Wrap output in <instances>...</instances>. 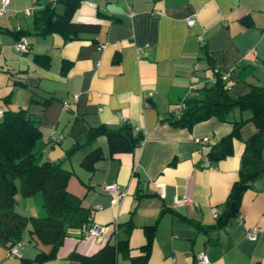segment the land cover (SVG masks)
Segmentation results:
<instances>
[{
	"label": "crops",
	"instance_id": "0c3cea01",
	"mask_svg": "<svg viewBox=\"0 0 264 264\" xmlns=\"http://www.w3.org/2000/svg\"><path fill=\"white\" fill-rule=\"evenodd\" d=\"M44 2L9 0L0 13V109L25 107L40 119L36 146L72 170L67 188L105 227L87 237L71 227L55 255L40 264H76L118 237L139 252L143 225L154 221L146 264H193L200 249L209 264H264V172L241 191L237 214L210 226L212 209L222 207L237 177L242 141L233 138L232 152L217 159L205 149L229 131L230 120L210 115L186 127L167 118L216 69L227 71L232 96L264 81V0H82L73 17L98 25L67 40L60 32H33V10ZM21 38L28 42L24 50L13 45ZM35 52H47L49 64L37 62ZM241 64L249 68L239 73ZM244 110L233 107L228 118L243 117ZM123 119L143 132L133 150L110 154L103 132L88 135L92 125L117 128ZM201 135L204 141L197 140ZM95 146L103 155L91 169L81 160ZM113 181L124 190L115 202L103 188ZM37 192L30 196L42 213ZM174 194L185 200L173 203ZM254 224L260 228L249 237ZM23 234L21 256L0 242V264H26L22 255H33L38 243L26 229ZM115 264L132 262L118 250Z\"/></svg>",
	"mask_w": 264,
	"mask_h": 264
},
{
	"label": "trees",
	"instance_id": "16d2710c",
	"mask_svg": "<svg viewBox=\"0 0 264 264\" xmlns=\"http://www.w3.org/2000/svg\"><path fill=\"white\" fill-rule=\"evenodd\" d=\"M81 1H45L33 10V32H60L63 39L67 40L80 38L79 32L83 30L95 29L97 22L73 17V12ZM56 2L62 3L60 11L56 10ZM245 21L248 22L249 19ZM21 31L30 33L31 30ZM33 56L37 62L49 64L47 52H35ZM248 68L245 64L239 65V73ZM221 73V70H214L212 77L196 87L194 94L182 97L174 114L167 117L170 123L186 127L210 115L230 120L229 131L207 144L205 154L211 159L231 153L233 138L242 141L237 177L232 180L222 200V207L218 209L210 226L219 225L227 216L237 214L241 191L258 174L264 172V160L261 156L264 143V81L260 84L250 83L245 91L232 96L228 93V79L221 78ZM233 107L248 108L249 114L228 118V112ZM129 121L123 119L117 128L92 125L88 135L103 132L107 137L110 154L120 150H133L140 144L143 132L140 128L134 129L133 123ZM40 132V119L30 115L25 107L5 109L0 114V242L7 248L15 243L19 244L22 232L26 229L28 238L34 244L38 243L32 256L22 255L21 261L26 264L32 261L40 264L53 257L68 229L74 226H80L81 229L82 224L87 225L92 221L90 208L81 203L79 195L67 188L72 170L63 165L62 159H50L36 147ZM69 150L71 149H67L66 153ZM102 155L100 147L95 146L85 152L81 162L92 169L94 160ZM36 191L40 192L44 211L39 214L19 211L16 207L17 192L28 195ZM143 230L145 237L139 252H130L127 237H118L114 242H105L89 254H83L76 264H115L118 250L127 254L132 264H146L155 221L143 225ZM39 242L48 247L40 246Z\"/></svg>",
	"mask_w": 264,
	"mask_h": 264
},
{
	"label": "built area",
	"instance_id": "2783aa9c",
	"mask_svg": "<svg viewBox=\"0 0 264 264\" xmlns=\"http://www.w3.org/2000/svg\"><path fill=\"white\" fill-rule=\"evenodd\" d=\"M8 3H9V0H0V13L5 11L7 8H8ZM25 11H28L25 10ZM132 13V11L130 12ZM186 21L187 22H190L192 21V17L191 15H189L188 17H186ZM27 40L26 38H21V39H18L16 41H14L13 45L15 48L19 49V50H24L26 49L27 47ZM227 76V71H222V73L220 74V77L221 78H226ZM0 113H1V109H0ZM134 129H139V127L137 125H133ZM198 140H203L205 139V135H202L200 137H197ZM103 187L108 190L111 194V199L112 201H117L118 200V197L124 193V190L121 189L119 187V185L116 183V182H108V183H105L103 185ZM159 187H160V193L163 194L164 192V184L161 182L159 183ZM185 200V196L183 194H181L180 196H176L175 194L172 196V202L173 203H179V202H182ZM212 212L215 213V209L213 208L212 209ZM104 225L103 224H100L98 222H95V221H91L89 224H82L81 226V231L83 233V236L87 237L88 235H91V234H95V233H100L102 232V230L104 229ZM259 225H252L251 227L248 228V231H247V235L249 237H252L255 235L256 231L259 229ZM17 243L11 245L9 248H8V251L14 255H19L20 254V251L17 247ZM193 264H209V259L207 257V255L205 254V252L203 250H197L195 253H194V257H193V261H192Z\"/></svg>",
	"mask_w": 264,
	"mask_h": 264
},
{
	"label": "rangeland",
	"instance_id": "374dc122",
	"mask_svg": "<svg viewBox=\"0 0 264 264\" xmlns=\"http://www.w3.org/2000/svg\"><path fill=\"white\" fill-rule=\"evenodd\" d=\"M41 3H43L44 1H46V0H39ZM36 4L35 5H39L38 4V2H35ZM35 5H33V6H35ZM56 9L57 10H61L62 9V5H61V3H58L57 4V7H56ZM244 109V108H243ZM245 109H248V108H245ZM242 110V109H241ZM245 111V110H244ZM248 112H246V113H243L244 115H242L243 117L245 116V115H247V114H249V110H247ZM40 139V138H39ZM37 148H39V146H36ZM42 154L44 155V156H46V152H42ZM37 193H39L40 194V192H37ZM17 195H19V197H17L16 196V198H17V201H16V207H18L17 209L19 210V211H21V212H23V213H26V214H29V213H35V214H39V211H37V209H36V205H34V203H33V200L31 199V197L32 196H30V194H28V195H26V194H21L20 192H17ZM30 197V198H29ZM18 198H19V200H18ZM31 210H33L32 212H31ZM24 233V230H23V232H22V235H24L23 234Z\"/></svg>",
	"mask_w": 264,
	"mask_h": 264
},
{
	"label": "clouds",
	"instance_id": "9594fccd",
	"mask_svg": "<svg viewBox=\"0 0 264 264\" xmlns=\"http://www.w3.org/2000/svg\"><path fill=\"white\" fill-rule=\"evenodd\" d=\"M2 112V111H1ZM1 114V113H0ZM130 122V121H129ZM139 127V126H138ZM113 182H115V181H113ZM104 185V184H103ZM217 212H218V209L217 210H215V213H213L214 215H216L217 214ZM17 247H18V245H17ZM20 255V254H19Z\"/></svg>",
	"mask_w": 264,
	"mask_h": 264
}]
</instances>
